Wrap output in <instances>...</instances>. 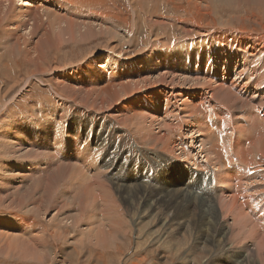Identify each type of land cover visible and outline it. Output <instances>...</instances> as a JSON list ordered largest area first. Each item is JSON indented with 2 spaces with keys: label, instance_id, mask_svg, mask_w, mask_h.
Here are the masks:
<instances>
[{
  "label": "bare ground",
  "instance_id": "bare-ground-1",
  "mask_svg": "<svg viewBox=\"0 0 264 264\" xmlns=\"http://www.w3.org/2000/svg\"><path fill=\"white\" fill-rule=\"evenodd\" d=\"M177 1L178 0H131L130 6L132 7L133 14L130 16L133 18L132 22L134 23L136 30V22L140 19L142 21H139L138 23L141 24L142 28H148V38L151 35L154 39L152 40L153 42L149 44L148 42H143V45L141 46L138 38H136V45L134 43H129L132 39L129 42H125V44H128L130 47L135 45L134 51L135 49L136 51L133 55H129L130 51L124 50L125 47L122 46L123 44L119 46L120 42L118 43L120 39L125 40L123 34L120 33L121 31H119L122 29L119 27L120 25L118 24V26L117 24H114V26H112L104 21L102 17L105 16L106 13H104V9L107 8L102 0H0V29L5 31V47H9V52H12V55L16 57L17 62L22 60L24 63H29V68L27 65L23 66V68L27 67V71L24 73L25 75H33V79L31 77H18L14 80L13 84L17 86L20 81L24 80L29 86L32 85L33 80L38 74L44 75L50 73L52 75L59 72L63 64H60L57 58H54L53 61H51L49 58L42 57L46 49L60 51L63 42H73L76 43V47H80L81 45H87L95 40L99 41L102 37H107L109 39V42H106L108 43L107 49H104L102 44H100V46L96 47V50L91 51V55L88 54L90 60H87L91 61V65H88L87 67L90 74L94 75L92 77L93 84L87 83L83 86L77 87V84L72 83V81L69 83L58 80V87L64 95L62 97L64 101L71 100L76 104L79 103V105L90 106L92 109L96 108L97 110H110L113 103L120 99L118 93L124 90L125 87L120 86L118 83L120 80L113 81L112 78H110V80L108 79L107 82H105L106 77L100 72L101 69L104 70L112 62H124L121 60L130 61L131 59L136 60L137 55L141 54L147 49V47L151 46H154L151 49V51H154V55L161 52L164 54V57H166L169 55V52H166L167 48L173 49L175 47H170V45L167 47V44H170V39H166L165 37L169 38L170 35H164L162 38L159 37V34H157L155 30L160 27L171 28L173 26L172 22H174L172 19L175 18L171 17L169 19L171 22L167 21L166 23L165 15L160 12V10H167V7H172L178 11L186 9L188 14L192 12L191 16L189 15L190 19H188L192 23V21L194 22L195 20V8H205L207 7V4H210L209 2L211 0H185L187 6L183 7L182 10L177 8ZM222 1L224 5H231L240 0ZM245 2L251 3L250 0H245ZM65 4H67L66 10L63 7ZM255 4L261 6L259 14L262 10L264 11V0H255ZM96 8H99L102 11L97 13H89L90 11H87L88 13H84L85 9H90L92 11V9ZM49 10H53L57 13L52 11L53 14ZM152 10H154V12L151 13ZM52 14H58V16L53 17ZM155 14L158 15L157 19L155 17L153 20L152 17H154ZM80 16H86L89 18L84 20L81 19ZM16 20L18 21L15 23ZM125 20L128 21V19ZM153 24L155 29L150 30V27L151 25L153 26ZM260 29L261 33L255 37L252 36L250 32L242 30H240L238 34L235 32L236 30L234 32L232 31L233 36L230 34L226 36L224 33L228 32L227 28H221L215 32L212 31L213 33L208 30L205 31V29H202L204 32H200L207 35L205 43L206 48L214 43L216 45L218 44L214 37L219 38V41L222 42L221 45L225 43L223 46L224 48L222 49L218 47V50L215 53L214 49H216V45H212L209 49L213 52V54H211L214 64L217 63L216 65H218L220 61H224L225 63L228 61L231 62L232 68H230L229 64L227 67L224 63V69L230 68L233 74L231 82L227 79L224 81L222 80V83L227 85V88H225V85L223 86L222 83L221 85L218 84L217 81L210 82L204 78L197 79L198 77L190 79L192 78L191 76H186L187 80L190 79L195 83L193 87L200 85L201 88H206L205 92H200L199 88L194 90L188 88L187 91H184L183 89L181 91H178L177 89L169 91L168 89L164 92L165 96L169 95L166 99L168 103H166L165 99L158 96L156 98L154 97V100L153 98L150 99V101H148L149 103H144L142 106L139 104L136 105V107L132 105L136 108L133 110L134 112H130V109L127 111L130 112L131 115L136 116L135 125L138 137L146 147H149V149L153 148L163 155H167V157L171 156L169 158L172 161L179 162L184 169H190L187 170V174L184 177L178 179L172 178L169 182H158L154 177L150 178V175L152 174H148V176H139L138 179H136L137 186L120 188L121 198H124L128 202H134V199H136L139 202V206L142 209H147L155 219L161 217L162 214L158 212V208L162 205L166 206L167 204H172L174 206L176 205L175 203L184 204L186 209L183 217L180 216V218L175 219L173 215L171 216L168 213L170 217L174 218V220L171 221L176 225V230H184L185 232L188 230L189 224H191L190 222L201 217L202 222L200 224V231L203 233V236H205L203 239L204 243L201 241L203 249L206 248L205 251L207 252L210 247L209 243L215 244L216 246L223 243L224 245L222 244L221 247L223 248L224 246L227 250L230 259H232V264H264V236H261L262 233L264 234V220L261 219V216L260 218L257 215L256 217H258V221H252L251 216H253V214H250V211L249 213L244 211L246 207H251L250 198L252 197L256 202L258 201L259 205H261L262 211L264 210L263 185H258L261 182L258 183L256 180L255 181L258 184L254 185L252 182L253 179H251V171L257 168H254L257 161L256 157L253 158L254 154L252 152L258 153V155H262L264 158V59L261 57V55L264 54V24L260 25ZM33 30V39H23L22 43H20V39L16 38V35L18 36L21 32L25 33V35H29ZM184 30L188 33L190 32V28ZM51 32H53V35L56 37V40L53 38V40H55L54 42H52L49 37ZM219 35H222L223 38L219 37ZM23 37L25 38V36ZM35 39H37V41L33 43ZM137 45L138 49L136 47ZM192 50L185 51L182 55V60H175L179 65H173L171 60L167 58V63L163 67L166 70L162 79L165 80L167 76L176 69V67H179L180 71H182L188 64H190L191 67H195V69H193L195 72H199V70L202 72V63L206 58L202 57L203 55L197 56L198 52L201 51V48H195V51L193 52ZM103 51L107 55L105 57V54L103 55L102 59L104 58V62L100 64L94 56L96 53ZM227 53L233 55V57H228ZM224 54L226 55L224 56ZM176 55L177 57L180 56L178 52ZM226 57H228L229 60H225ZM207 60H209L208 56ZM207 60L205 63H208ZM62 63H65V61ZM91 66L97 67H94L92 70ZM219 68H222V65ZM73 70L76 73H71L69 70L66 74L63 72L64 75H62V78H66V76L72 77L83 71L84 73L86 72L83 62L74 66ZM8 71L9 70H7V72ZM16 73L17 72L15 71V76ZM220 74L218 73V75ZM158 77H161V75ZM183 77L185 78V76ZM185 81L186 79H184L183 82ZM170 82L172 84L175 82L176 84L179 83L174 76L170 77ZM56 83L58 82L56 81ZM103 83H105L104 88L100 86ZM13 84L7 89L8 91L11 92V89H16ZM183 84L184 83H182V85ZM139 85L137 86L138 88ZM119 86L120 88H118ZM26 87L27 86L23 88ZM219 88L224 89L221 91L228 93V99L216 95V89ZM228 88L230 91L227 90ZM10 92H6L5 94L2 93V95L0 94V114L3 110L7 109L5 117H2L3 119L5 118V123L0 122V182H2L3 185L7 182L13 191H0V206L11 208L24 206L26 210L28 209L34 214L33 217H35V215L37 217L44 216V214L50 209L55 207L57 212L53 213L54 215L49 219L52 224H55L57 227L59 226L57 232L52 231L55 241L61 239V232H65L66 230L65 233L68 234L72 230H79L78 227H82L81 225H83V223H87L88 226L86 229L83 231L79 230L78 234H82L85 237L89 236V239H91V237H98L97 240H99L102 247L106 249L109 246L115 247L118 239V231L115 230L116 222H112L113 217L111 216L109 225L104 224L100 220L98 221L96 209L91 206L90 201L85 202V195L90 194L87 190H90L95 186V184L89 183L90 179L87 178V171L82 162L87 161L90 155V150L86 148L85 145H82L79 140L69 139L68 130L65 127L61 128V132H58L57 129H55L54 123L63 124L65 118V114H60L55 105L42 104L39 106L36 104L31 110H27L25 113H11L12 108L10 107V103L15 101L16 97L9 103L4 99L6 94L8 95ZM23 92L18 94H22ZM58 93L60 94V91H58ZM128 94L129 93H126L124 90V96ZM141 95L144 96V94ZM179 99L181 100V105H183V107H181L182 109L171 105L172 103L178 104ZM213 102H220V105L214 106ZM146 104L147 106H145ZM222 104H225L226 106H223ZM181 111L187 113V121H184L185 117L184 119L182 117L183 123L178 120L179 117L177 118L178 113ZM159 114L163 116L162 119L159 117ZM39 117H41V119L43 117V119L41 120ZM211 118H213V120ZM236 118H239L237 123L235 121ZM240 118H243V120ZM212 121L215 123H212ZM242 121L245 122L240 124ZM34 123H38V131L41 129L48 130V139L43 140L44 143L40 142L42 140L38 138L35 139L37 136L32 126ZM181 124H185V130L184 126L182 127ZM157 125H159L158 128L160 127V131L158 130V133L151 131V129L154 130ZM251 126L255 129L253 132L249 131ZM254 126L258 127L259 130H256V127ZM228 133L232 137L230 138L232 145L230 146L227 144L231 149H229L227 145L225 146L226 143L223 145V142H225V139L223 138L225 134ZM175 136H177V140L174 139ZM89 137H92V135ZM44 138H46V136ZM222 139L224 141H222ZM36 140L40 143L38 144ZM93 140V146L94 148H97V144H99L98 137L93 136ZM187 143H190L189 146L192 144H199L198 148L200 150L195 153V147L190 149ZM225 147L229 149L228 152ZM249 153L251 154L249 155ZM58 159H63L66 162L63 163L64 165L69 166L71 171L72 169L77 170L79 173L78 176H81L79 179V185L82 187V191L77 198L71 200V204H65V201H68L69 199L68 194L70 195L75 191L73 184H69L68 186L70 187L65 189L60 188L62 184L58 188L57 185L55 187L51 186L50 182V185L46 183L47 186L43 187L42 190L39 189V192L35 189L36 185L34 188H21L24 180L41 177L43 172L51 170L55 161L56 163L59 162ZM261 160L263 161L264 159L261 158ZM185 163L190 164L191 166H185ZM209 163L211 165H209ZM39 165H41V168L38 167ZM259 165V167L262 166L261 164ZM259 171L262 177V172L261 170H258V173ZM196 172L201 174H196ZM74 177L76 178V176ZM254 178H257L256 175ZM154 188L157 189V192L152 190ZM242 188H244V191L246 190L248 197L244 198L241 202L238 197V190H241ZM61 189L64 191L59 193ZM98 191L100 192V190ZM52 193H54L53 197H51ZM35 194H37L38 197H35ZM99 195H97L98 199ZM110 195L109 199H112V196L114 195L111 193ZM16 196L22 197V200H16ZM114 201L116 202V200ZM94 202H97V200ZM107 203L106 204L110 207L109 202ZM74 204L77 205V209L71 210L70 205ZM107 205H105V207ZM102 206L103 201L101 204L99 202L98 207V211L101 213L103 220L104 207L102 209ZM116 208L119 207L116 206ZM21 209L23 211L24 208ZM120 209L122 210V208H119V211H121ZM69 210L71 211L69 212ZM116 210L118 212V209ZM59 211L61 212L59 216L60 219H57ZM19 216L20 217L16 216L14 213L3 215L0 210V243L3 244H0V252L4 254V251H6V256L10 255L9 257L14 258L15 260H24L31 264H43L49 260L51 254L47 252L44 253L45 255H41L37 251V246L41 245L46 248V245L48 244L46 236L43 237L44 230L36 231L42 233V236L40 234V236L32 237L31 234L36 227L28 225V221L25 220L28 215ZM230 216L235 219V222L230 223ZM105 220H108L107 216ZM163 221L168 226L170 225L168 224L170 220ZM118 224L120 226L123 225L120 223ZM165 224L163 225L164 228ZM37 225L38 224H36V226ZM62 226L66 229H63ZM215 227L216 231H214ZM167 230L169 231L170 228H167ZM212 230L214 232H211ZM20 235L22 236L20 237ZM197 237L196 240H198ZM234 237L239 238V245L237 246L229 242V240ZM3 256H5V254ZM224 264H228V261Z\"/></svg>",
  "mask_w": 264,
  "mask_h": 264
},
{
  "label": "rangeland",
  "instance_id": "rangeland-1",
  "mask_svg": "<svg viewBox=\"0 0 264 264\" xmlns=\"http://www.w3.org/2000/svg\"><path fill=\"white\" fill-rule=\"evenodd\" d=\"M250 1L251 3H246L245 0H240L239 2L233 3L231 5H224L222 0H211L209 2L210 4H207V7L195 8V20L194 22L192 21V23L191 21L188 20L190 19L189 15L191 16L192 12L188 14L186 9L182 10L183 7L187 6L185 0L177 1L179 3V4L177 3L178 5L177 8L182 11H178L172 7H167L166 8L167 10L161 9L160 12H162L165 15L164 17L166 18L165 20L166 23L167 21L171 22V20H169L171 17L175 19H172L174 22H172L173 26L171 28L170 27L169 28L160 27L159 29L156 28L155 32H157V34H159V37H162V38L164 37V35L166 36L170 35L169 38L165 37L166 39H170V44H167L168 45L167 47H169L170 45V47H175V48L173 49L167 48L166 52H169V55L164 57V54H162L161 52L154 55L153 53L154 51H151V49L154 46L147 47V49L144 50V52L137 55L136 60L131 59L130 61L121 60L124 62H119V61L112 62L104 70L101 69L100 72L103 73L104 77H106L105 82H107L108 79L110 80V78H112L113 81L120 80L118 82L120 86H124L125 87L124 90L126 91V93H129L128 95L124 96V90L120 91L118 93L120 99L113 103L110 110L108 109L97 110L96 108L92 109V107L90 106H88L89 107L88 108L87 106L79 105V103L76 104L72 102L71 100L64 101V99L62 98L64 95L61 93V90L58 87V84H59L58 80H62V81L69 82V83H71L72 81V83L77 84V87L83 86L87 83L93 84L92 77L94 75L90 74V71L87 67L88 65H91L90 63L91 61H89L90 60L89 55H91L90 54L91 51L96 50L97 49L96 47L100 46V44H102L104 49H107L108 43L106 42H109V39L107 37H102L101 39H99V41L95 40L94 42H91L92 44L88 43L87 45H83V46L81 45L80 47H76L75 46L76 43H73V42H63L62 46L60 47L61 48L60 51H56V50L51 51L49 49H46L42 57L49 58V60L51 61H53L54 58H57L58 62L60 64H63V66L61 67L62 70L60 69L59 72L52 74V75L50 73H46L44 75L38 74L36 75L37 77L33 80L32 85L28 86L25 83V81L22 80L20 81L22 83L19 82V84L16 86L15 84H13V82L18 77L19 78L20 77H31L33 79V75H25L24 73L27 71L26 70L27 67L28 68L30 67V64L24 63L22 60L20 62H17L16 57L12 55V52H9L10 50L9 47L7 48L5 47V31L0 29V94L2 95V93L5 94L6 92H10L7 89L12 84L15 85L16 89L15 88H13L14 90L11 89L12 91L8 95L6 94V96L4 97L7 103H9L13 98L16 97V100L10 103L11 104L10 107L12 108L11 113L12 112L13 113H25L27 110H31V108H33L34 105L36 104L39 106H41L42 104H51V105L57 106L60 114H65L64 115L65 124L64 123L63 124L54 123L55 129H57L58 132H61V128L65 127L68 130L69 139L79 140L82 143V145H85V147L90 150V155L87 161L85 162L82 161V162L84 164L85 170L87 171L86 173L87 178L90 179L89 183L95 184L96 188L95 186L91 188L95 192L91 189H90L91 191L89 189L87 190L89 191L90 194L85 195V202L90 201L91 206L96 209L97 215H98L97 217L98 221L100 220L104 224L109 225L111 221L110 218L112 216L113 217L112 222H116L115 230L118 231L117 232L118 239L116 241L115 247L109 246L107 244L109 246L107 247L106 245L107 249L102 247V245L100 244V241L97 240L98 237L97 238L91 237V239H89V236L85 237L82 234H78L79 230L83 231L86 229V227L88 226L87 223H83V225H81L82 227H78L79 230L70 229L72 231L69 232L68 234L65 233L66 230L65 232H61L62 233L61 239L59 241H55L53 238L54 236L52 235V231L57 232L59 230L58 229L59 226L57 227L55 224H52L49 220L54 215L53 213L57 212L55 207L50 209L46 214H44V216L42 215L43 217L42 216L37 217L35 215L36 217L35 219V217H33L34 214L28 209L26 210L24 206L19 207V208L0 206V210L3 215H7L8 213H12V214L14 213L18 217H20L19 215L30 216V217L27 216L25 220L28 221V225L36 227L35 230H33L31 234L32 237L40 236V234L42 236V233L40 232L38 233L36 231L44 230L43 237L46 236V240L48 244L46 245V248L41 245L37 246V251L41 255L47 252L51 254H50L49 260H47L43 264H224L227 261H228V264H232V259H230L227 250L224 248V246H223L224 249L221 247L223 243L219 246L209 243L210 247L208 245L209 247L208 251L207 252L205 251L206 248L203 249L202 243H204L203 239L205 236H203V233L200 231V224L202 222L201 217H199L198 219L196 218V220H194L193 222H190L191 224H189V228L185 232L184 230H181L182 232L176 230V225L171 220H174V218L175 219L180 218V216L183 217L184 211L186 209V206L184 204L175 203L176 205L174 206L172 204H167L166 206L162 205L160 207L161 209L158 208V212L162 214L160 217L161 219L160 218L158 219V217L155 219L153 216H151V214L149 213L147 209H142L139 206V202L136 199H134V202L133 201L128 202L124 198H121L120 188L121 187L130 188V186H137L138 184H137L136 179H138V177L142 175L148 176V174L149 175L152 174L150 175V178L154 177L155 179H157L158 182H163V181L169 182L172 178L178 179V178L184 177L187 174V170L190 168L184 169V167H181V164L179 162L172 161L169 158L171 156L167 157V155H163L162 153L154 150L153 148L149 149V147H146L145 144L141 142V139L138 137V132L136 130V125H135L136 116L131 115L130 112H134L133 110L136 109L133 106L136 107V105L138 104L142 106L144 103H149L148 101H150V99L152 98L154 100L156 97L159 96L160 98H163L166 100L169 95L165 96L164 92L168 89L169 91H171L172 89H177L178 91H181L183 89L184 91H187L188 88L193 89V90L199 88L200 92H205L206 88H203V87L201 88L200 85L193 87L195 83H193V81H191L190 79H195L197 77H198L197 79L204 78L206 80H209L210 82L217 81V83L220 85L225 79L231 82V79H233L232 78L233 74H232V71L230 70V68H232L231 62L228 61L227 63H225L224 61L222 62L220 61L221 64L220 62L218 63V65H216L217 63L214 64L213 58H212L213 52L209 48L212 45H216V44L214 43L211 46H207L206 48L205 43L207 40V35L205 33L202 34L200 32H204L202 31V29L203 30L205 29V31L208 30L210 32L212 31L215 32L221 28H227L228 32L224 33V35L226 36H228L229 34L233 36L232 31L234 32L235 30H236L235 31L236 34H238L240 30H242V31L250 32L252 36L254 37L257 36L259 33H261L260 25L264 24V11L262 10L261 13L259 14L261 6L259 4H255V0H250ZM102 2L105 3L107 6V8L104 9V13L106 14L105 16H102L104 21H106L108 24L112 26H114V24L120 25L118 26L121 27L122 29L119 31H121L120 33L123 34V36L125 37V40L120 39L121 41L119 40L118 43L120 42L119 46L123 44L122 46L125 47L124 50L130 51L129 55H133L134 52L136 51V49L134 51V47L137 43L136 38H138V40L140 41V46L143 45V42L145 43L148 42V44L153 42L152 40L154 39V37L150 35L148 38V34H149L148 28H142L141 24L138 23L139 21H142L140 19L138 20V22H136L137 23V30H136V27L134 23L132 22L133 18L132 16H130L133 14L132 7L130 6L131 0L129 1L128 0H102ZM63 7L66 10L67 4H65V6ZM49 11L51 13L55 12L53 10H49ZM87 11L88 12L90 11L89 13H94V12L97 13V12H101L102 10H100L99 8L92 9V11L90 9H85L84 13H88ZM63 12H66V11H63ZM152 12H154V10H152L151 13ZM58 14L53 15V17L58 16ZM157 16L158 15L155 14L154 17H152V19L154 20L155 17L157 19ZM80 17L81 19H84V20L89 18L86 16H80ZM118 17L120 18V20ZM125 19H128V21H126ZM17 21L18 20H16L15 23ZM45 24H46V21H45ZM187 28L188 29L190 28L189 33L186 32V30H184ZM152 29L153 30L155 29L154 24L153 26L151 25L150 27V30ZM33 33H34V30L29 35H25V33L21 32L19 33L18 36L16 35V38L20 39V43H22L23 39H26V40L33 39L34 37ZM23 36H25V38ZM49 37L52 42L56 40V37L53 35V32L50 33ZM219 37L223 38L222 35H219ZM53 38L55 40H53ZM131 39L132 41L129 42ZM214 39L216 43H218L216 45L217 46L216 49H214V53H215L217 52L218 47L223 49L224 48L223 46L225 43L221 45L222 42L219 41V38L214 37ZM36 41L37 39H35L33 43H35ZM125 42L134 43L135 45L130 47L128 46V44H125ZM136 47L138 49V45ZM198 47L201 48V51L198 52L197 56L203 55L202 57L206 58L203 60V63H202V67H201L202 72H200V70L199 72H195V70H193L195 69V67H191V65L188 64L186 65V68L183 69L182 71H180L179 67L178 68L176 67V69L173 70L172 73L168 75L169 78L167 76L166 78L167 80L162 79V76L165 74V70H166L163 67L167 63V58L171 60L173 65H179L177 61L175 60H182V55L184 54L185 51L187 50L189 51L194 48L192 50L193 52L195 51V48H198ZM177 52L180 54L179 57H177L176 55ZM86 54L87 55L89 54V55L87 56ZM104 54H105L104 51L100 53L99 52L96 53L94 57L97 59L98 63L101 64L102 62H104V58L102 59ZM106 55L107 54H105L104 57ZM225 55L226 54H224V56ZM207 56L209 60H207ZM227 56L233 57V55L229 53H227ZM228 57H226L225 60H227ZM261 57L264 59V54H262ZM206 60L208 61V63L207 62L205 63ZM61 61L62 62L65 61V63H62ZM81 62H83V65L86 71L85 73L83 71L72 77L66 76V78H62L63 77L62 75L66 74L68 70L71 73H76L74 72L73 68L74 66L81 64ZM224 63L227 65V67L229 64L230 68L224 69L225 67ZM26 65L27 67L23 68V66H26ZM221 65H222V68H219ZM94 67H97V66H94ZM94 67L91 66V69L93 70ZM7 70L9 71L7 72ZM15 71L17 72L16 76H15ZM182 72L187 73V74H184ZM218 73L219 74L221 73V74L218 75ZM159 75H161V77H158ZM173 76L180 83V85L178 82H177L178 84H176V82L173 84L170 82V77H173ZM183 76H185V78ZM186 76L188 77L191 76L192 78L187 80ZM184 79H186L185 82H183ZM56 81L58 83H56ZM149 82L152 84H150ZM182 83L184 84L182 85ZM138 85H139V88L137 87ZM222 85L224 86L225 84L222 83ZM25 86L27 87L23 88ZM100 86L104 88L105 83L101 84ZM120 86L118 88H120ZM225 88H227V85H225ZM216 90H217V94H216L217 96L225 97L227 99L229 98V96L227 95L228 93L221 91L224 89L219 88ZM227 90L230 91L229 88ZM58 91H60V94L58 93ZM21 92L23 93L18 94ZM141 94H144V96ZM166 103H168L167 100H166ZM213 104L214 106L220 105V102L219 103L213 102ZM171 105L174 107H179V109L183 107V105H181L180 99L178 100V104L172 103ZM222 105L226 106L225 104H222ZM145 106H147V104ZM128 110L130 112H127ZM6 113H7V109L3 110V112L0 114L1 123H5V118L3 119L2 117H5ZM159 117L161 119L163 118L161 114H159ZM182 117L183 119L185 117L184 121H187L186 119L187 113H184L183 111L178 113L177 118L180 122L183 123ZM39 118L41 119V117ZM127 119H128V122H127ZM211 119L213 120V118ZM238 119L239 118H236L235 120L236 123L239 121ZM240 119L243 120V118H240ZM244 122L245 121H242L241 123L240 122L239 123L243 124ZM212 123H215V122L212 121ZM128 124L129 125L131 124V125L129 126ZM181 125L182 127L184 126V130H185L186 129L185 124H181ZM32 126L37 136L35 137V139L38 138L42 140L40 142L44 143L43 140L48 139L47 138L48 130L41 129L40 131H38V127H37L38 123L37 124L34 123L32 124ZM158 126L159 125H157L154 130L151 129V131H154V132H157L158 130L160 131V127L158 128ZM254 130L255 129L253 128V126H251V129L249 131L253 132ZM256 130H259V128L256 127ZM90 134L92 135V137H89L91 136ZM85 135L86 137L87 136L88 137L86 138ZM228 135L229 133L225 134L223 138L225 139V142H223V145L224 143H226L225 146L227 144L230 146L232 145L231 139H230L232 137ZM45 136L46 138H44ZM93 136H96L99 139L98 141L99 144H97V148H94L93 146L94 144ZM89 138H90V141H89ZM174 139L177 140V136H175ZM223 139L222 141H224ZM36 142L38 144L40 143L38 140H36ZM187 145L189 146L190 143H187ZM192 145H191L192 147L189 146L190 149H193L195 147L196 149L195 153H197L200 150L198 148L199 144L198 145L192 144ZM228 145L227 147L231 149L230 146ZM247 145H248V142H247ZM229 149H227L226 151L228 152ZM252 153L254 154L253 158L256 157V161H257L255 163L256 166L254 168L257 167L256 169L261 170L262 172L261 174L263 175L261 177L260 171L258 173V170L253 169L251 171V177H252L251 179H253L252 182L254 183V185L255 184L257 185L258 183L261 182L258 185H263V188H264V178H263L264 177V174H263L264 173L263 171L264 160L263 161L261 160V158L262 159L264 158L262 155H258V153H254V152ZM250 154L251 153H249V155ZM257 155L260 157H258ZM58 161L59 162L57 163L56 161L54 162V165L51 167V170L43 172V175L41 177L24 180L22 182L21 188L22 189H28L30 187L34 188L36 185L35 189H37V191L39 192L40 190H42L43 187L47 186V184H49L50 182H51L50 183L51 186L55 187L57 185L58 188L62 184L60 188H65V189L70 187L68 186L69 184L70 185L73 184L75 191H73L70 195L68 194V197L70 200L68 199V201H65V204H71L70 203L71 200H74L75 198H77V196L82 191L81 189L82 187L79 185V179L81 178V176H78L79 173L77 172V170L72 169L71 171V168L69 169V166L64 165L63 163H66V162L63 159H58ZM258 163L261 164L262 166L259 167L260 165ZM209 165L211 164L209 163ZM185 166H191V165L185 163ZM38 167L41 168V165H39ZM66 167L68 170L66 169ZM196 174H201V173L196 172ZM255 175L257 178H254ZM74 176H76V178ZM73 179H75L76 181ZM196 179H199V178H196ZM255 180L258 183H256ZM5 183L6 184L3 185V183L0 182V186H2L0 187V191L1 190H2L1 192L6 191V190L13 191L10 188L11 186H9L7 182ZM98 190H100V192ZM152 190L157 192L156 188ZM62 191L64 190L61 189L59 193H61ZM238 192H239L238 193L239 196L238 194L237 196L239 197V200L241 202L244 200V198L248 197V194L246 190L244 191V188H242L241 190H238ZM110 193L114 195L112 196L113 200L111 198L109 199V197L111 196ZM53 194L54 193H52L51 197H53ZM97 195H99V199ZM35 197H38L37 194H35ZM9 198H10V193H9ZM15 199L22 200V197L16 196ZM96 200L97 202H94ZM114 200H116L117 203ZM102 201H103L102 209L103 207L104 209L106 208L105 210L103 209V216H104L103 220L104 221L102 220L101 213H99L98 211L99 202L101 204ZM106 201L109 202L110 207L107 205L108 203ZM250 202H251V207L250 208L246 207L244 211L246 213H249L250 211V214H253V216H251L252 221H258V217L260 216L262 217L260 218L264 220V216H263L264 210L262 211L261 205L258 204V201L256 202L255 199L252 197L250 198ZM105 205H107L108 207L107 206L105 207ZM70 206H71L70 208L71 210L77 209V205L75 204L70 205ZM116 206L119 208H122V210L120 209L121 211H119V208H116ZM21 208H24L23 211ZM116 209H118V212ZM71 210H69V212ZM168 213L171 216L173 215L174 218L170 217ZM60 214L61 212L59 211L57 215V219H60L59 218ZM122 214H124L125 216ZM257 215L258 217H256ZM106 216L108 220H105ZM12 219H13V216H12ZM163 220L165 221L170 220L168 223L170 225L168 226L167 224H165ZM229 221L230 223H232V222H235V219L232 216H230ZM118 223L123 224V225L120 226ZM36 224L38 225L36 226ZM164 224H165V228L163 226ZM62 227L63 229H66L64 226ZM167 228H170V230L168 231ZM213 229H214V225H213ZM192 231H193V234H192ZM214 231H216V227ZM214 231L212 230L211 232H214ZM21 236L22 235H20V237ZM197 236H200V237H197ZM261 236L263 237L264 234L262 233ZM196 237L198 240H196ZM232 239L229 240L230 243L236 246L239 245L238 237H234ZM91 240L94 242H92ZM0 244L3 245L2 243ZM6 253L7 252L4 251L5 256H3L4 254L0 252V264H31L28 261L15 260L14 258L9 257L10 255L6 256Z\"/></svg>",
  "mask_w": 264,
  "mask_h": 264
}]
</instances>
